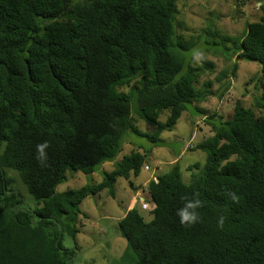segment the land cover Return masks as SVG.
I'll use <instances>...</instances> for the list:
<instances>
[{
    "label": "trees",
    "instance_id": "obj_1",
    "mask_svg": "<svg viewBox=\"0 0 264 264\" xmlns=\"http://www.w3.org/2000/svg\"><path fill=\"white\" fill-rule=\"evenodd\" d=\"M179 1L0 0V264H73L76 248L63 241L80 231L82 201L103 190L115 197L117 180L147 165L145 149L120 157L126 136L158 141L213 94L211 83L197 86L213 64L193 66L195 40L177 33ZM233 44L262 65L264 110V15ZM208 123L212 134L189 147L206 154L187 167L192 180L174 162L143 189L152 217L134 205L120 218L123 258L131 250L138 264H264V113L237 100L228 118ZM107 161L114 168L101 181L57 191L69 171L92 175ZM197 202V222L182 224L177 213Z\"/></svg>",
    "mask_w": 264,
    "mask_h": 264
},
{
    "label": "rangeland",
    "instance_id": "obj_2",
    "mask_svg": "<svg viewBox=\"0 0 264 264\" xmlns=\"http://www.w3.org/2000/svg\"><path fill=\"white\" fill-rule=\"evenodd\" d=\"M263 15L264 0L179 1L177 33L186 40H195V45L187 52L193 66H203L204 61L213 64L212 68L201 72L197 84L198 87H203L206 83H211L213 94L203 102L189 105L177 123L170 130L161 133L158 141L136 133L126 136L120 157L134 148L148 150L150 154L145 164L149 165L150 169L143 167L138 175L131 174L129 179L119 178L116 182L115 197L103 190L82 201L80 231L75 238L66 236L63 241L65 247L76 248V254L71 258L73 264H138L131 250L127 257L123 258L128 241L121 235L118 222L132 204L137 205L147 219L152 217V213L141 206V199L152 206L147 192L143 190L148 181L156 174L168 171L174 162L178 161L184 181L190 182L193 171L197 170H187V167L196 162L203 163L206 154L201 149L189 147L197 145L212 134V126L208 120L213 121L220 116L223 119L228 118L237 100L258 114L264 113L256 102L260 95V90L256 87L257 78L262 65L256 61L241 59L233 44L242 36L248 22L259 21ZM215 30L222 38L210 35L209 32ZM235 62L238 67L233 74ZM123 90L127 91L128 88ZM196 107L203 109V113L197 111ZM166 116L167 112H164L160 120L164 121ZM134 118L139 130L153 134V125L139 119L135 112ZM113 168V162L107 161L92 175L69 171V178L58 185L57 191L74 189L88 182H99L103 173ZM17 188L26 199V206L34 207L33 198L25 185L22 182L17 183Z\"/></svg>",
    "mask_w": 264,
    "mask_h": 264
},
{
    "label": "clouds",
    "instance_id": "obj_3",
    "mask_svg": "<svg viewBox=\"0 0 264 264\" xmlns=\"http://www.w3.org/2000/svg\"><path fill=\"white\" fill-rule=\"evenodd\" d=\"M145 167V166H144ZM138 193V192H137ZM139 198V196H137ZM233 199H235V197L233 196ZM144 200V199H143ZM142 202V201H141ZM199 204V202L193 204V203H188L186 205V207L182 210H180L177 214L180 217V222L182 224H193L195 222H197L198 220V216L196 215V213L194 212H190L189 209H193L195 207H197Z\"/></svg>",
    "mask_w": 264,
    "mask_h": 264
},
{
    "label": "built area",
    "instance_id": "obj_4",
    "mask_svg": "<svg viewBox=\"0 0 264 264\" xmlns=\"http://www.w3.org/2000/svg\"><path fill=\"white\" fill-rule=\"evenodd\" d=\"M145 168L146 169H150V166L149 165H145ZM141 201H142V208L143 209H146V210L150 209V206H149L148 203H146L143 199H141Z\"/></svg>",
    "mask_w": 264,
    "mask_h": 264
},
{
    "label": "crops",
    "instance_id": "obj_5",
    "mask_svg": "<svg viewBox=\"0 0 264 264\" xmlns=\"http://www.w3.org/2000/svg\"><path fill=\"white\" fill-rule=\"evenodd\" d=\"M133 203H135V202H133ZM135 205V204H134ZM133 204L131 205V208H132V206H134Z\"/></svg>",
    "mask_w": 264,
    "mask_h": 264
}]
</instances>
